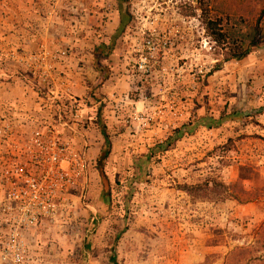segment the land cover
Here are the masks:
<instances>
[{"label": "rangeland", "instance_id": "374dc122", "mask_svg": "<svg viewBox=\"0 0 264 264\" xmlns=\"http://www.w3.org/2000/svg\"><path fill=\"white\" fill-rule=\"evenodd\" d=\"M47 1V18L57 14L69 29L61 42L73 43L47 50L51 60L72 53L100 78L85 103L87 192L71 215L43 222L27 264H38L40 240L50 255L43 264H225L264 223V40L225 62L201 8L244 40L264 0Z\"/></svg>", "mask_w": 264, "mask_h": 264}, {"label": "built area", "instance_id": "2783aa9c", "mask_svg": "<svg viewBox=\"0 0 264 264\" xmlns=\"http://www.w3.org/2000/svg\"><path fill=\"white\" fill-rule=\"evenodd\" d=\"M145 46L155 49L154 40L147 39ZM40 58L44 60L45 54ZM145 61L142 57L139 69H146ZM54 68L49 63L29 66V72L37 76L33 86L42 94L46 115L34 124L29 136L17 135L12 121L0 124V142L8 145L0 151V190H7L0 203V264L32 262L31 243H38L27 236L44 220L71 215L77 190L84 195L88 189L92 164L87 151L60 131L66 120L81 124L83 108L68 92L63 97L48 96Z\"/></svg>", "mask_w": 264, "mask_h": 264}, {"label": "crops", "instance_id": "0c3cea01", "mask_svg": "<svg viewBox=\"0 0 264 264\" xmlns=\"http://www.w3.org/2000/svg\"><path fill=\"white\" fill-rule=\"evenodd\" d=\"M50 5L47 0H0V124L5 120L12 121L15 133L26 138L34 124L43 121L46 115L41 108L42 94L33 86L37 76L29 72V66L49 63L55 68L50 78L48 96L54 94L63 97L68 92L81 102L83 108L82 123L66 120L60 131L63 136L71 139L77 148L85 149L89 160L93 161L88 148V137L92 130L88 121L93 118L86 111L88 107L85 103L92 99L91 95H96L92 86L100 76L93 70L96 68L95 63L85 62L82 66L72 53L60 62L51 60L52 56L48 51L56 52L61 44V47H70L73 43L61 42L63 37H69V29L66 31L67 26H63L64 24L59 27V24L63 23L59 15L47 18L46 11ZM120 24V14H114L113 26ZM58 28L64 29L59 33ZM44 52L47 58L40 60ZM6 146L7 143L0 142V151L5 150ZM6 194V188H1L0 203L6 198ZM74 204L75 201L72 203L73 207ZM45 221L47 220L43 222ZM43 222L27 236L28 240L41 234ZM39 243L41 247L37 252H33V256L38 264H43L46 256L50 255H47L46 245H42L44 243L41 240Z\"/></svg>", "mask_w": 264, "mask_h": 264}, {"label": "trees", "instance_id": "16d2710c", "mask_svg": "<svg viewBox=\"0 0 264 264\" xmlns=\"http://www.w3.org/2000/svg\"><path fill=\"white\" fill-rule=\"evenodd\" d=\"M201 9V18L207 34L218 47L227 50V56L224 60L225 62L245 59L251 53V49L259 47L264 40V33L261 26V20L264 16V6L260 18H258L257 22L251 26L252 33L244 40H236L230 37L229 33L225 31L223 18L220 15H212L208 7H202ZM220 69L221 64H217L211 72L214 73ZM107 134V129L103 126L102 135L106 139L107 149L103 152L101 160H105L111 154V142ZM245 180L246 179L243 177L239 178V182ZM253 196L254 194L250 192L246 194L248 201L251 199L252 201L255 200L256 196L252 198ZM115 261L116 259L113 258V262ZM115 264L117 263L115 262ZM225 264H264V223L257 231L256 236L251 243L243 244V246L236 247L229 252Z\"/></svg>", "mask_w": 264, "mask_h": 264}, {"label": "water", "instance_id": "95a60500", "mask_svg": "<svg viewBox=\"0 0 264 264\" xmlns=\"http://www.w3.org/2000/svg\"><path fill=\"white\" fill-rule=\"evenodd\" d=\"M103 176H104V174H103ZM104 179H105V176H104ZM106 180V179H105Z\"/></svg>", "mask_w": 264, "mask_h": 264}]
</instances>
